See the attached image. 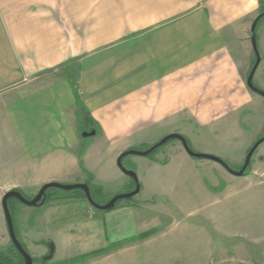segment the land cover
Listing matches in <instances>:
<instances>
[{
    "label": "crops",
    "instance_id": "obj_1",
    "mask_svg": "<svg viewBox=\"0 0 264 264\" xmlns=\"http://www.w3.org/2000/svg\"><path fill=\"white\" fill-rule=\"evenodd\" d=\"M261 12L264 0H0V251L11 244L6 192L31 200L47 183L81 184L87 174L93 185L116 183L106 199L129 192L135 184L118 168L119 155L169 134L238 146V156L224 161L241 167L264 136V112L250 124L263 97L247 85ZM255 37L253 79L264 89V19ZM70 64L75 82L60 74ZM81 108L98 130L88 142L79 132ZM166 148L128 161L139 193L110 211L57 194L45 204L13 205L17 239L45 264L121 242L75 264H178L172 250L189 233L183 227L195 226L196 164L180 142ZM259 160L249 176L264 182Z\"/></svg>",
    "mask_w": 264,
    "mask_h": 264
},
{
    "label": "rangeland",
    "instance_id": "obj_2",
    "mask_svg": "<svg viewBox=\"0 0 264 264\" xmlns=\"http://www.w3.org/2000/svg\"><path fill=\"white\" fill-rule=\"evenodd\" d=\"M255 49H257L256 45ZM60 74L75 82L77 66L75 64L65 66L61 68ZM253 78L252 82L254 83ZM260 90L264 91V89ZM259 99L262 104L252 109L251 130L256 127L258 116L260 117L264 112V98L259 97ZM196 136L197 134L194 137L187 135L191 140V143L188 142V146L195 153L216 156L221 161L233 157L236 158L239 154L238 146L226 145V143H222L220 140H213L211 137L196 138ZM182 137L188 141L186 136L183 135ZM92 138H85V141L87 140L88 142ZM238 140L241 141L239 138ZM239 141H237L238 144ZM170 143L179 144V141L175 139L169 140L167 144L150 153L149 156L128 155L123 158L122 164L124 168L135 173V167L130 165L128 161L151 160L158 153L164 151L161 149L167 147V151ZM142 149L143 146L134 147V150L137 151H141ZM203 150L213 153H205V151L203 153ZM104 151L103 149V155L105 154ZM170 152L173 154L172 151ZM263 154L264 142L254 151L249 166L244 171V175L240 177L229 174L220 164L211 160L189 157L196 164V171L193 175L195 182L191 185L192 193L196 195V212L193 219L195 226L183 227V231L187 233L188 230L189 233L186 235V239H180L179 244L175 245L172 250V256L178 261V264H210L222 259H237L250 261L254 264H264V182L259 180V177L252 178L249 176L251 174V167L264 157ZM172 158L174 162H178L177 154H174ZM165 163H167L166 160L163 161V164ZM226 164L233 171H239L244 162L239 168L234 167L233 164ZM125 179L132 181L131 178L126 176ZM85 182L93 185V176L87 174ZM132 183L134 186V181ZM114 184L95 185L100 189V192L93 193L95 200L103 203L112 194ZM183 188L180 187L179 189L181 194L186 193V190ZM92 190L94 191L93 188ZM17 205L23 204L18 202ZM11 214L14 216L13 209H11ZM23 246L26 252L33 257V264H45L40 258L34 257L35 251L29 248L28 245L23 244ZM9 250L10 247L6 251Z\"/></svg>",
    "mask_w": 264,
    "mask_h": 264
},
{
    "label": "water",
    "instance_id": "obj_3",
    "mask_svg": "<svg viewBox=\"0 0 264 264\" xmlns=\"http://www.w3.org/2000/svg\"><path fill=\"white\" fill-rule=\"evenodd\" d=\"M253 29H254V24L252 25V30ZM252 44H253V47L255 48L256 44H255L254 38L252 39ZM258 63H259V58H257V61L255 62L254 66L252 67V69H251V71L247 77V85L252 91L258 93L260 96H262L264 98V93L259 92L253 86V83H252V78H253V75H254V72H255V69H256ZM92 134H94V131H92L90 133H84L83 136L92 135ZM172 139L178 140L181 143L184 151L189 156H191L193 158L207 159V160H211L213 162H216V163L220 164L229 174H231L233 176H238V177L244 175V171H245L246 167L248 166L254 151L257 149V147L261 143L264 142V136H263L262 138H260L259 140H257L253 144V146L249 149V151L245 157L244 164H243L242 168L239 171H233L232 169H230L227 166V164H225L223 161H221L216 156H212V155H208V154H202V153H195V152L191 151L189 146L187 145L185 138H183L181 135L176 134V133L169 134V135L163 137L158 143L154 144L152 147H150L149 149H147L145 151H137V150L125 151V152L121 153L119 155V157L117 158V166L124 174L131 177L136 182L135 188L133 191H131L129 193H123V194L115 195L107 203H105L103 205L97 204L92 200L88 186L86 184H83V183L71 184V185H63V184L54 183V182L47 183L39 189L38 193L31 200L26 199L25 197L22 196L21 193L14 191V190L6 192L3 195L2 200H1V207H2L4 218H5L10 242L14 246L16 251L20 254V256L23 258L24 264H33V260H32V257L23 248V246L21 245V243L19 242V240L17 239V237L15 235L12 217H11V214H10V211L8 208V199L15 198L19 203H21L25 206H37L39 204H43L45 192L48 189L55 188V189L62 190V191H71V190L79 189V190H82L84 192V195H85L87 202L93 208H95L98 211H104V212L110 211L115 207V202L117 200L128 199V198L134 197L135 195H137L139 193L140 186H139V184H137L138 181H137L136 174L133 171L127 170L126 168H124L121 165V161L123 160V158L125 156H128V155H139V156L145 157V156L149 155L155 148L165 144L167 141L172 140ZM0 264H2V263H0Z\"/></svg>",
    "mask_w": 264,
    "mask_h": 264
},
{
    "label": "trees",
    "instance_id": "obj_4",
    "mask_svg": "<svg viewBox=\"0 0 264 264\" xmlns=\"http://www.w3.org/2000/svg\"><path fill=\"white\" fill-rule=\"evenodd\" d=\"M264 19V13L261 12L254 20L253 24H254V29L252 30V36L253 38L256 40V37H255V31H256V27L257 25L259 24V22L261 20ZM255 53L257 55V58H259V55H258V50L255 49ZM253 83V82H252ZM253 86L259 91V92H263L262 90H260L254 83H253ZM80 106V105H79ZM82 109V115H81V118L79 120V132H81V137L83 139L85 138H88V137H95L98 135V130H96L94 124L92 123V121L90 120V117L88 115V113L86 111ZM94 131V134L92 135H87V136H83L84 133H90ZM263 137V136H262ZM261 137V138H262ZM169 142V141H167ZM167 142L165 144H167ZM187 142V145L188 144V141L186 140ZM163 144V145H165ZM161 145V146H163ZM161 146H158L157 148H155L151 153L155 152L158 148H160ZM152 147V146H150ZM249 151V150H248ZM247 151V153H248ZM149 156V155H148ZM126 157V156H125ZM124 157V158H125ZM225 163V161H223ZM226 164V163H225ZM121 165L123 166L122 164V161H121ZM228 166V165H227ZM249 166V164H248ZM247 166V167H248ZM124 167V166H123ZM246 167V169H247ZM241 169V168H240ZM245 169V170H246ZM134 181V180H133ZM85 184L88 186L89 188V191H90V195H91V198L92 200L97 203V204H100V205H103L105 203H107L111 198H108L106 199L103 203H100V202H97L95 200V196H94V192L97 193V192H100V189L95 186V185H92L90 184L89 182H85ZM134 184L136 185V182L134 181ZM137 184H139L137 182ZM92 188L94 189V191L92 190ZM54 194H57V195H60L62 197H68V198H80L82 200H86L85 198V195H84V192L82 190H79V189H76V190H71V191H62V190H58V189H55V188H51V189H48L46 190L45 192V197H44V202L43 204L47 203L51 196L54 195ZM114 197V196H113ZM133 199V197L131 198H128V199H121V200H117L115 202V206H117L118 204H120L121 202H125V203H128L129 201H131ZM18 201L15 199V198H10L8 199V208H9V211H10V214H11V209L13 207V205L17 204ZM11 217H12V214H11ZM12 221H13V218H12ZM152 232H147V233H144V234H141L139 235L138 237H135L133 239H131V241L133 240H136V239H142V238H145L147 236H149ZM16 235V233H15ZM11 243V242H10ZM21 243V242H20ZM124 243V242H123ZM122 242L121 243H117V244H111L109 245L108 247H105V248H102V249H99V250H96V251H93L91 253H87V254H84V255H81L79 257H75V258H71V259H68V260H65L63 262H60V263H57V264H75L79 261H81L82 259L84 258H87L89 256H96V255H102V254H106L108 253L109 251H112L114 249H116L117 247H119L120 245L123 244ZM21 245L23 246V244L21 243ZM24 248V246H23ZM33 262H34V259L32 258ZM43 263H46L45 260L41 259ZM0 263L2 264H24V261H23V258L20 256V254L16 251V249L14 248V246L11 244L10 245V250L9 251H6V252H3V251H0Z\"/></svg>",
    "mask_w": 264,
    "mask_h": 264
}]
</instances>
